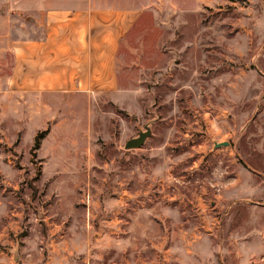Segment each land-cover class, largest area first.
Wrapping results in <instances>:
<instances>
[{"label":"rangeland","instance_id":"1","mask_svg":"<svg viewBox=\"0 0 264 264\" xmlns=\"http://www.w3.org/2000/svg\"><path fill=\"white\" fill-rule=\"evenodd\" d=\"M149 4L119 95L24 119L9 48L39 1L0 0V264H264V0Z\"/></svg>","mask_w":264,"mask_h":264},{"label":"crops","instance_id":"2","mask_svg":"<svg viewBox=\"0 0 264 264\" xmlns=\"http://www.w3.org/2000/svg\"><path fill=\"white\" fill-rule=\"evenodd\" d=\"M38 1L37 10H24L30 28L9 48L8 87L22 97L24 119L56 96L119 95L120 48L150 0Z\"/></svg>","mask_w":264,"mask_h":264},{"label":"water","instance_id":"3","mask_svg":"<svg viewBox=\"0 0 264 264\" xmlns=\"http://www.w3.org/2000/svg\"><path fill=\"white\" fill-rule=\"evenodd\" d=\"M151 135V131L149 127H146L144 131H140L137 136L132 137L128 140H126L124 144V148L131 149V148H137L144 144L145 140ZM229 143L227 141L225 142H216L215 146H221V145H228Z\"/></svg>","mask_w":264,"mask_h":264},{"label":"trees","instance_id":"4","mask_svg":"<svg viewBox=\"0 0 264 264\" xmlns=\"http://www.w3.org/2000/svg\"><path fill=\"white\" fill-rule=\"evenodd\" d=\"M48 130H44L40 133H38L35 137V143H34V146L33 148L34 149H38L40 146H41V140L45 137L46 133H47Z\"/></svg>","mask_w":264,"mask_h":264}]
</instances>
